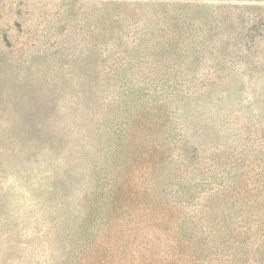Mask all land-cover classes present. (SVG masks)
Returning <instances> with one entry per match:
<instances>
[{"label": "trees", "instance_id": "1", "mask_svg": "<svg viewBox=\"0 0 264 264\" xmlns=\"http://www.w3.org/2000/svg\"><path fill=\"white\" fill-rule=\"evenodd\" d=\"M144 6L147 7L144 18L141 9L125 0L110 2L100 9L101 19L104 16L108 20L104 26L109 32L103 33V38L116 48L123 43L124 27L141 19L143 24L139 28L137 23L136 36L135 32L128 34V47L120 48L114 58L110 56L112 63L106 71L97 73L93 66L92 71L84 73L89 85L87 94L82 96L92 102L95 113H100L103 120L97 135L105 137L99 141L102 149L105 145L109 150L103 155L107 160L121 158L126 165L135 166L143 163V168L136 169L141 173H166L159 175L166 178V195L157 192L154 205H150L149 198L140 208L141 215L142 212L155 215L149 205L160 206V211L166 207V214L154 216L157 223L166 224V257L160 261L153 258L152 264H264V180L259 181L260 172L255 165L252 168L243 165L245 158L241 152L234 154L233 146L217 142L224 137L222 126L226 124V129L235 136L238 129L231 127L233 118L246 117L234 111L240 102L229 100L230 93L223 86L234 81L243 85L244 77L253 84L264 74L256 67L251 68L257 74L251 70L240 73L238 66L228 68L217 55L209 56L208 70L215 77L205 84L209 87L191 91L190 85L199 79L195 72L205 60V53L211 55L217 50L216 44L211 43L214 30L208 22L212 14L205 12L203 4L181 0L156 1ZM257 19L260 17L254 16L255 22ZM256 25L251 30H256ZM156 27L157 30H152ZM237 43L244 51L253 47L246 36H240ZM96 60L94 56L97 64ZM250 61L254 60L244 58L237 63L250 65ZM136 66L144 76L134 74ZM224 68L227 73L222 71ZM252 92L257 96L254 88ZM253 115L264 117V108L257 109ZM153 132L160 134L153 136ZM142 151L143 154H137ZM139 157L142 160L137 161ZM98 161L95 158L90 173L79 172L81 176L88 175V181L93 176V185L86 190L83 185L77 186L75 189H83L82 194L73 201L65 194L58 205L60 218L55 224L62 232L53 239L46 238L38 256L44 263L73 264L71 244L77 243L79 247L86 244L89 252L93 241L98 247L90 257L96 258L103 249L106 254L98 260L93 258L92 264H105L107 255L114 252L104 239V236L112 239L109 228L119 215L130 213L135 200L138 206L148 197L141 195L148 189L131 182L135 168L134 173L128 171L123 176L117 172L110 179L105 166ZM105 179L110 185V201L106 206L101 190ZM154 183L155 179L151 178L147 182L151 187ZM98 211L105 216L104 235L100 233V238L96 236ZM157 231L164 230L157 227ZM57 241L62 244L59 249ZM142 249L148 250L145 245ZM83 250L84 247L80 254ZM12 253L18 261L28 253L27 264H33L38 254L10 240ZM148 258L152 260L151 256Z\"/></svg>", "mask_w": 264, "mask_h": 264}, {"label": "rangeland", "instance_id": "2", "mask_svg": "<svg viewBox=\"0 0 264 264\" xmlns=\"http://www.w3.org/2000/svg\"><path fill=\"white\" fill-rule=\"evenodd\" d=\"M117 1L124 0H0V264H10V261L27 264L29 252L19 261L14 259L17 255H10V240L27 251L34 249L38 252L33 264H47L38 256H41L40 249L45 246L46 238L53 239L62 232L55 224L60 218L58 205L65 194H68L69 201L81 195L83 189H75L77 186L83 185L86 190L93 185V176L88 181V175L84 177L79 172L90 173L95 158L105 166L108 178L114 179L117 172L124 176L128 171L134 173L135 170L132 178L129 173L131 182L148 189L146 193H141L148 196L145 199L141 197L143 202L136 206L135 200L130 213L116 218L109 228L112 239L104 236L111 245V251H114L107 255L105 264H152L153 258L160 261L166 257V224L157 223L154 217L159 213L166 214V207L160 211V206H150L154 205L157 192L166 195V178L159 176L166 173H141L136 169L143 168V163L135 166L126 165L121 158L107 160L103 155H107L109 150L105 149V145L102 149L99 141L105 137L97 135L103 120L100 113H95L96 107H92V102L82 96L87 94L89 85L84 73L89 69L92 71L93 66L97 73L106 71L112 63L110 56L114 58L120 48L130 45L128 34H137L138 22H135L124 27L121 46L116 48L103 38V33L109 32L104 26L108 20L104 16L101 19L100 9ZM125 1L142 10L141 18L147 12L146 3L166 2ZM181 1L203 4L205 12L209 16L212 14L207 18L214 30L211 43L216 44L214 47L217 49L211 55L205 53V60L195 72L199 79L190 85L191 91L209 87L205 84L215 77L208 70L209 56L217 55L222 60L221 64L224 66L225 63L228 68L238 66L240 73L251 70L257 74L251 68L256 67L260 74H264V0ZM254 16L260 19L255 22ZM138 24L140 28L142 19ZM254 25L257 29L251 30ZM95 36L97 39L92 45ZM240 36L250 40L251 50L244 51L237 43ZM94 56L97 57V64L93 61ZM244 58L254 61H250V65L237 63ZM130 71L128 69L129 74ZM222 71L227 73L225 68ZM134 74L144 76L137 66ZM134 74L132 76L135 77ZM262 79L264 76L252 84L244 77L243 85L234 84L233 79L232 85L223 86L230 93L229 100L240 102L234 111L246 117L239 120L233 118L231 127L238 129L235 136L230 134L234 132L226 129V124L222 126L224 137L217 141L223 146H233L234 154L241 152L245 158L243 165L249 164L251 168L255 165L260 172V182L264 180V117L253 114L257 109L264 108ZM253 88L257 96L253 94ZM243 106L244 109H240ZM155 134L158 136L160 133L153 132V136ZM139 160L142 158H137ZM247 171L251 173V170ZM75 178L77 181H74ZM150 178L155 179L152 187L147 184ZM109 186L105 179L101 186L105 206L110 201ZM149 198V208L156 214L142 212L141 215L140 208ZM98 212L100 219L96 221L99 224L96 236L100 238V233L104 235L105 216L103 212ZM157 227L165 232L158 233ZM60 241L64 240L61 238ZM61 242L55 243L59 244L58 249L62 246ZM144 245L148 250L142 249ZM73 247V264H92L95 255H90L98 247L95 242L92 241L89 252L86 244L79 247L73 243ZM105 254L104 249L101 250L95 260Z\"/></svg>", "mask_w": 264, "mask_h": 264}]
</instances>
